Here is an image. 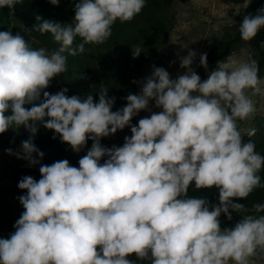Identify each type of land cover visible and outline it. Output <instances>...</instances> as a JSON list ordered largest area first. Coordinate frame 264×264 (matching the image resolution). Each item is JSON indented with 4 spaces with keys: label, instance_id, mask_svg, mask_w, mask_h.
<instances>
[{
    "label": "clouds",
    "instance_id": "obj_1",
    "mask_svg": "<svg viewBox=\"0 0 264 264\" xmlns=\"http://www.w3.org/2000/svg\"><path fill=\"white\" fill-rule=\"evenodd\" d=\"M17 2L0 0V8ZM49 2L58 6L60 0ZM145 5L76 0L70 22L37 15L24 31L51 34L58 44L52 50L34 48L21 32L0 31V134L21 126L30 134L18 151L5 152L39 165L40 173L38 180L25 175L18 182L26 190L18 197L24 211L14 232L0 238V264H256L264 253V202L251 208L235 202L264 188V155L238 128L256 112L252 96H264L256 59L236 64L227 57L202 80L192 67L197 52L177 53L182 73L173 78L153 65L133 81L138 93H129L115 111L116 97L104 86L97 101L92 93L68 95L67 88L46 91L68 70V56L105 43L117 20L131 21ZM262 29L264 5L244 15L238 30L250 41ZM131 52L137 58L145 51L136 45ZM199 65L208 69L207 53L199 55ZM141 111L150 115L133 124ZM40 126L76 153L92 142L78 167L67 159L41 163L45 153L34 143ZM125 127L131 135L121 146L101 143ZM192 185L215 187L218 203L190 197ZM233 212L240 219L222 227L221 215L231 221Z\"/></svg>",
    "mask_w": 264,
    "mask_h": 264
},
{
    "label": "rangeland",
    "instance_id": "obj_2",
    "mask_svg": "<svg viewBox=\"0 0 264 264\" xmlns=\"http://www.w3.org/2000/svg\"><path fill=\"white\" fill-rule=\"evenodd\" d=\"M152 1L146 0L145 7L131 21L117 20L112 26V35L105 43L85 45L86 51L83 54L75 57L68 56V70L51 80L48 87L50 92L55 93L67 88L68 95L85 96L92 93L94 101H97V91L104 86L108 88L109 96L116 97L113 107L115 111L126 104L124 98L129 93H138L139 86L133 81L141 80L149 75L153 65L159 67L158 64L161 63L175 78L178 73L184 71L180 68L177 53L179 56H185L191 49L197 52L196 60L192 65L196 69L201 53H205L218 39L229 38L237 30L239 16L251 0H170L169 2L158 0L160 3L157 6H154ZM75 2L76 0H60L67 11L69 21L74 17ZM146 15L160 21L163 28L160 30L152 28L145 18ZM35 17L22 4V1L18 0L10 9L8 20L1 24L0 31L10 29L13 34L21 32L34 48L45 47L49 50L57 48L58 44L53 41L51 34L24 31V29H31L36 23ZM46 36L50 39L47 40ZM136 45L145 51L136 58L142 60L143 64L136 67L119 63L117 54L124 53L132 56L131 47ZM181 46L187 47L182 49ZM227 57L239 64L256 59L257 56L246 42H241L231 53L217 61H225ZM215 67L216 63L213 69ZM259 75L264 77V69L259 72ZM252 99L256 105V112L252 118L238 121V128L244 140H253L256 151L264 155V96L257 94L252 96ZM152 111H160V109L152 107ZM148 115H150L149 112L141 111L138 116L133 117L132 123L136 124L140 118ZM251 128L257 131L254 136L249 137L247 130ZM49 131L51 130L42 126L38 128L40 134ZM126 135H131L128 127L118 130L110 137L102 138L101 143L107 147L121 146ZM23 140H26L23 126L0 134V238H8L13 231L15 221L19 218L22 206L18 200L20 194L15 185L20 170L28 167L27 161L6 153L5 149L11 148L13 152H16ZM91 143L88 141L85 149L79 153L73 152L67 143H63L61 157L45 152L42 163L51 164L57 160L67 159L71 165L78 167V160L86 154ZM260 175L264 181V170ZM209 189H195L192 185L188 193L198 194ZM235 202L245 204L249 208L253 203L264 202V188L257 187L247 198L238 199ZM236 221L235 217L231 221L224 218L221 226L231 227ZM254 259L256 264H264V253H259Z\"/></svg>",
    "mask_w": 264,
    "mask_h": 264
},
{
    "label": "trees",
    "instance_id": "obj_3",
    "mask_svg": "<svg viewBox=\"0 0 264 264\" xmlns=\"http://www.w3.org/2000/svg\"><path fill=\"white\" fill-rule=\"evenodd\" d=\"M21 1L22 4L35 16L40 15L45 19H53L61 23L70 22L67 18V11L60 2L58 6H54L49 2V0H21ZM169 1L170 0H165V2H169ZM152 2L154 6H157L160 3L158 0H153ZM261 5H264V0H251L244 7V9L242 10L239 16L237 30L229 38L218 39L212 46L208 48V50L205 52L207 53L208 69L206 70L204 67L200 66L199 62L195 69V71L197 72L198 75H200L202 80L206 79L208 72H210L213 69L217 60L231 53L235 49V47L239 45L241 42H246L256 52V56H257L256 60L259 63L260 72L264 69V44L261 43L262 41H264V29H262L257 34V36L250 41H243L240 38V33L238 30L239 24L242 22L244 15L255 14L256 10ZM9 14H10V8H8L7 6L4 8H0V26L3 22H6L8 20ZM145 18L147 21L150 22L152 28L158 30L163 28L162 23L158 20H153V18L150 15H146ZM46 37L47 40L50 39L49 36ZM117 60L121 64H130L136 67H140L143 64L142 60L133 58L131 55L124 53L117 54ZM158 66L164 67L161 63H159ZM46 91L50 92V89L47 88ZM24 134L26 139L30 135L25 129H24ZM53 136H54V132L52 130L43 134H40L37 131L34 137V143L44 153L50 152L59 158L62 155L63 143L61 142L58 135H56L55 139L53 138ZM25 175H33L38 180L40 178L39 165L32 167L28 166L27 168L20 170L19 177L15 185L20 195L25 194L26 190L19 189L18 182ZM188 195L190 197L205 196L210 202L218 203V191L215 189V187L210 188L207 191H202L198 194L188 193ZM23 211L24 209L22 206L19 217ZM232 216L235 217L236 220L240 219V217L234 212L232 213ZM224 218L226 217L222 214L220 220L222 221ZM14 230L15 229L13 228L12 232H14ZM129 258L135 259V254H132V256H130ZM144 264H146V262H144Z\"/></svg>",
    "mask_w": 264,
    "mask_h": 264
}]
</instances>
